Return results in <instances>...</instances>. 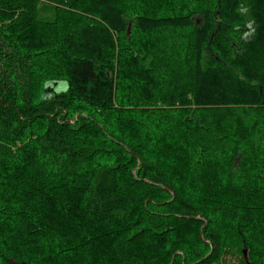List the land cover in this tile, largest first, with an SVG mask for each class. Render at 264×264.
<instances>
[{"label":"trees","instance_id":"trees-1","mask_svg":"<svg viewBox=\"0 0 264 264\" xmlns=\"http://www.w3.org/2000/svg\"><path fill=\"white\" fill-rule=\"evenodd\" d=\"M234 256L264 264V0H0V264Z\"/></svg>","mask_w":264,"mask_h":264},{"label":"rangeland","instance_id":"rangeland-1","mask_svg":"<svg viewBox=\"0 0 264 264\" xmlns=\"http://www.w3.org/2000/svg\"><path fill=\"white\" fill-rule=\"evenodd\" d=\"M40 10H41V12H43V14H47L48 13V11L46 12V8H44V7H42ZM62 88H64V86L61 84V85L58 86L57 90L58 89L61 90ZM229 261H230V264H239L238 259L235 256L234 257H230Z\"/></svg>","mask_w":264,"mask_h":264},{"label":"water","instance_id":"water-1","mask_svg":"<svg viewBox=\"0 0 264 264\" xmlns=\"http://www.w3.org/2000/svg\"><path fill=\"white\" fill-rule=\"evenodd\" d=\"M129 31V26L127 28V32ZM243 257L246 258V250H243Z\"/></svg>","mask_w":264,"mask_h":264}]
</instances>
